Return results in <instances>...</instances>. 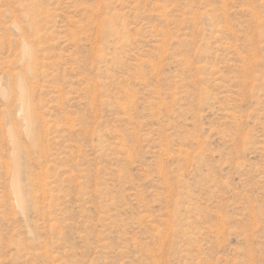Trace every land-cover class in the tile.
<instances>
[{
	"label": "rangeland",
	"instance_id": "1",
	"mask_svg": "<svg viewBox=\"0 0 264 264\" xmlns=\"http://www.w3.org/2000/svg\"><path fill=\"white\" fill-rule=\"evenodd\" d=\"M0 264H264V0H0Z\"/></svg>",
	"mask_w": 264,
	"mask_h": 264
},
{
	"label": "bare ground",
	"instance_id": "2",
	"mask_svg": "<svg viewBox=\"0 0 264 264\" xmlns=\"http://www.w3.org/2000/svg\"><path fill=\"white\" fill-rule=\"evenodd\" d=\"M24 97H25V96H24ZM23 101H24V100H23ZM26 104H27V103H26ZM21 195H22V193H21ZM20 198H21V197H20ZM22 199H24V198H22ZM22 199H21V201L23 202V200H22ZM22 202H21V203H22Z\"/></svg>",
	"mask_w": 264,
	"mask_h": 264
}]
</instances>
